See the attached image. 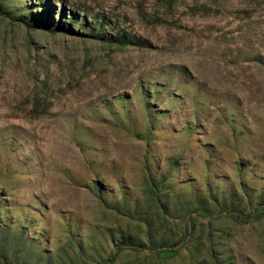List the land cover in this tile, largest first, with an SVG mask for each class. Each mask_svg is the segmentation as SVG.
Here are the masks:
<instances>
[{
  "label": "rangeland",
  "instance_id": "obj_1",
  "mask_svg": "<svg viewBox=\"0 0 264 264\" xmlns=\"http://www.w3.org/2000/svg\"><path fill=\"white\" fill-rule=\"evenodd\" d=\"M0 251L264 264V0H0Z\"/></svg>",
  "mask_w": 264,
  "mask_h": 264
},
{
  "label": "trees",
  "instance_id": "obj_2",
  "mask_svg": "<svg viewBox=\"0 0 264 264\" xmlns=\"http://www.w3.org/2000/svg\"><path fill=\"white\" fill-rule=\"evenodd\" d=\"M51 13H52L51 10L49 12H46V13H36V12L31 11V13L29 15H19L18 19H20V21L25 23L30 28L44 29V30H47V31L53 32V33L64 30L65 28H63V26H61L60 23H55L54 21H51V19H50ZM61 14H62V16L65 15L64 12H62ZM112 42H119L121 44H131L132 43L131 41H125V40L120 39V38H117L116 40H112ZM16 234L17 233H15V235ZM1 235H2V238L4 239V241L8 237L7 235H5V232L4 233L1 232ZM130 243H132V242H130ZM129 245L136 247V245H134L133 243H132V245L131 244H129ZM3 253L6 254V251ZM3 256L5 257L6 255H3Z\"/></svg>",
  "mask_w": 264,
  "mask_h": 264
}]
</instances>
